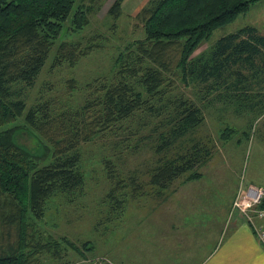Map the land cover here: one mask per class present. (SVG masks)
I'll use <instances>...</instances> for the list:
<instances>
[{"label": "trees", "instance_id": "obj_1", "mask_svg": "<svg viewBox=\"0 0 264 264\" xmlns=\"http://www.w3.org/2000/svg\"><path fill=\"white\" fill-rule=\"evenodd\" d=\"M257 1L150 0L135 16L145 37L120 51L113 78L88 83L84 103L60 118L43 105L27 110L17 90L20 84L34 86L54 48L53 67L66 63L74 68L101 47L92 41L86 46L56 42L73 10L72 29L78 31L90 24L92 7L76 6L78 0H0V127L21 117L26 123L0 130V264H44L47 256L59 264L66 249L83 257L86 251H94L91 241L45 234L39 222L52 198L62 194L72 198L85 185L83 145L144 120L142 115H165L154 127L151 147L158 158L147 173L150 188L163 196L180 178L189 182L203 177L199 169L211 159L212 149L189 137L204 122V110L186 94L174 97V90L180 83L198 86L221 100L242 101L248 114L257 118L264 114V78L250 75L253 69L264 73V34L256 27L225 35L194 56L216 29L233 22ZM125 2L114 0L108 10L113 28L124 14ZM70 85L77 90L75 79ZM24 129L40 134L36 150L20 143ZM234 132L225 128L222 136L229 138ZM105 160L107 167L112 164ZM113 171L109 178L114 186L108 197L121 207L128 187L115 181ZM136 176L132 177L133 199L142 191Z\"/></svg>", "mask_w": 264, "mask_h": 264}, {"label": "rangeland", "instance_id": "obj_2", "mask_svg": "<svg viewBox=\"0 0 264 264\" xmlns=\"http://www.w3.org/2000/svg\"><path fill=\"white\" fill-rule=\"evenodd\" d=\"M149 1L126 0L124 14L113 28L108 10L114 0H78L76 6L92 7L90 24L74 31L73 10L64 22L57 45L68 41L86 46L92 41L101 47L74 68L66 63L53 67L54 48L34 86L20 84V90H17L18 97L27 102V110L43 105L63 118L67 110L84 103L89 92L88 83L97 78H113L115 59L120 51L132 41L145 37L135 16ZM246 26H254L264 34V0L252 3L247 12L216 29L194 56H200L221 37ZM254 73L264 78V73L253 69L250 75L253 77ZM72 79L78 82L75 91L70 85ZM180 94H186L203 107L205 120L195 134L188 137L194 139L193 142L197 140L201 146L210 147L217 162L212 166L207 163L199 169L202 178L192 182L180 178L172 183L165 195L158 196L148 184L147 173L158 158L151 147L152 140L156 139L154 127L165 115L160 118L142 115L140 118L144 120L130 122L116 133L84 144L81 167L86 177L85 185L72 198L63 194L52 198L39 226L45 234L58 239L91 241L94 251H86L83 257L66 249L59 264L202 263L214 249L217 235H224L230 227L234 215L232 207L230 210L232 197L249 184L264 187V116L257 118L256 114H248L242 101L233 97L221 100L217 94L208 95L198 86L187 88L180 83L174 90V97ZM251 119H254L252 126ZM25 124L21 117L4 124L0 130ZM225 128L235 131L231 137L223 138ZM27 131L24 129L19 135V141L36 150L40 134L33 129L31 133ZM245 131L249 137H245ZM175 152L176 149L172 154ZM105 158L111 160L108 167ZM111 169L115 181L128 187L123 194L127 195V201L121 207L108 197L114 186L109 178ZM135 173L142 191L133 199L132 177ZM44 264L57 262L47 256Z\"/></svg>", "mask_w": 264, "mask_h": 264}, {"label": "crops", "instance_id": "obj_3", "mask_svg": "<svg viewBox=\"0 0 264 264\" xmlns=\"http://www.w3.org/2000/svg\"><path fill=\"white\" fill-rule=\"evenodd\" d=\"M262 116L264 114L260 118ZM253 120L251 119V122ZM244 135L247 137V134ZM215 162L217 160L215 161V157L212 156L208 164L212 166ZM235 196L236 194L231 199L230 210ZM233 214L230 227L223 232L224 235H217L214 249L202 263L198 264H264V246L257 239L253 226L239 212ZM255 220L258 225L264 227V218Z\"/></svg>", "mask_w": 264, "mask_h": 264}, {"label": "built area", "instance_id": "obj_4", "mask_svg": "<svg viewBox=\"0 0 264 264\" xmlns=\"http://www.w3.org/2000/svg\"><path fill=\"white\" fill-rule=\"evenodd\" d=\"M264 202V187L249 184L247 188H240L233 202L232 213L239 212L253 226L255 235L264 246V227L258 225L255 219L264 218V207L260 205ZM234 211V212H233Z\"/></svg>", "mask_w": 264, "mask_h": 264}]
</instances>
